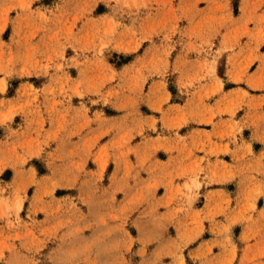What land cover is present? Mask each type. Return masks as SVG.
Returning <instances> with one entry per match:
<instances>
[{
    "label": "rangeland",
    "instance_id": "obj_1",
    "mask_svg": "<svg viewBox=\"0 0 264 264\" xmlns=\"http://www.w3.org/2000/svg\"><path fill=\"white\" fill-rule=\"evenodd\" d=\"M263 110L264 0H0V264H264Z\"/></svg>",
    "mask_w": 264,
    "mask_h": 264
},
{
    "label": "crops",
    "instance_id": "obj_2",
    "mask_svg": "<svg viewBox=\"0 0 264 264\" xmlns=\"http://www.w3.org/2000/svg\"><path fill=\"white\" fill-rule=\"evenodd\" d=\"M263 141H264V110H263Z\"/></svg>",
    "mask_w": 264,
    "mask_h": 264
},
{
    "label": "bare ground",
    "instance_id": "obj_3",
    "mask_svg": "<svg viewBox=\"0 0 264 264\" xmlns=\"http://www.w3.org/2000/svg\"><path fill=\"white\" fill-rule=\"evenodd\" d=\"M20 205H21V204L19 203V204H18V207H19Z\"/></svg>",
    "mask_w": 264,
    "mask_h": 264
}]
</instances>
